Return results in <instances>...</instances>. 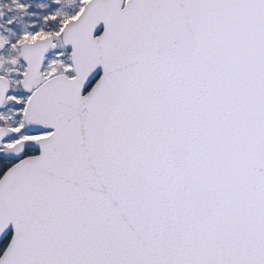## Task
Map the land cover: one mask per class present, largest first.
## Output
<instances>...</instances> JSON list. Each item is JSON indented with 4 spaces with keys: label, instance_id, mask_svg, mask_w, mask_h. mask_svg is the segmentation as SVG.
<instances>
[{
    "label": "snow or ice",
    "instance_id": "6c2138e0",
    "mask_svg": "<svg viewBox=\"0 0 264 264\" xmlns=\"http://www.w3.org/2000/svg\"><path fill=\"white\" fill-rule=\"evenodd\" d=\"M0 264H264V0H0Z\"/></svg>",
    "mask_w": 264,
    "mask_h": 264
}]
</instances>
